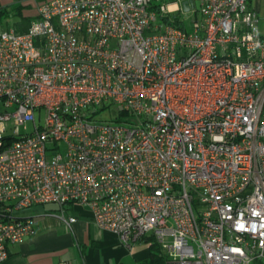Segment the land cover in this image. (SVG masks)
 <instances>
[{"label": "built area", "instance_id": "2783aa9c", "mask_svg": "<svg viewBox=\"0 0 264 264\" xmlns=\"http://www.w3.org/2000/svg\"><path fill=\"white\" fill-rule=\"evenodd\" d=\"M249 1L191 0L186 28L169 23L180 3L46 0L26 31H0V264L34 234L16 212L51 203L68 227L75 204L125 246L150 238L168 264H264Z\"/></svg>", "mask_w": 264, "mask_h": 264}, {"label": "crops", "instance_id": "0c3cea01", "mask_svg": "<svg viewBox=\"0 0 264 264\" xmlns=\"http://www.w3.org/2000/svg\"><path fill=\"white\" fill-rule=\"evenodd\" d=\"M182 1L166 4L174 10ZM249 5L260 20L264 19V0H250ZM21 17H26V8ZM59 212V206L52 204L16 212L33 221L34 234L21 243L8 245V256L2 264H168L150 238L125 246L116 234L96 226L86 207H63L64 217L75 218L70 227L57 216ZM154 253L161 259H153Z\"/></svg>", "mask_w": 264, "mask_h": 264}, {"label": "rangeland", "instance_id": "374dc122", "mask_svg": "<svg viewBox=\"0 0 264 264\" xmlns=\"http://www.w3.org/2000/svg\"><path fill=\"white\" fill-rule=\"evenodd\" d=\"M46 0H0V31L7 29H18L19 25L22 24L21 11L26 8V17H30L32 21V16L35 13L37 6ZM178 0H160V3H170L177 2ZM196 9L199 8L197 2L193 3ZM194 9H189L188 11H176L169 14V23L171 25H177L184 27H189L190 21L195 18ZM259 27L261 31H264V19L260 20ZM106 111H104L103 119L113 118L114 113L110 112L106 117ZM44 114H41V120L43 119ZM37 120L38 116L35 115ZM30 129L31 124L28 123ZM52 204V203H51ZM56 205V204H52ZM166 260V258L164 257Z\"/></svg>", "mask_w": 264, "mask_h": 264}, {"label": "trees", "instance_id": "16d2710c", "mask_svg": "<svg viewBox=\"0 0 264 264\" xmlns=\"http://www.w3.org/2000/svg\"><path fill=\"white\" fill-rule=\"evenodd\" d=\"M21 19H22V24H21V26H19V29H20V31H26L27 30V28H28V26H29V24H30V20H31V18L30 17H21ZM153 246L155 247H158L155 243H153ZM153 259H155V260H158V259H161V257H160V255L158 256V254H156V253H154V258Z\"/></svg>", "mask_w": 264, "mask_h": 264}, {"label": "water", "instance_id": "95a60500", "mask_svg": "<svg viewBox=\"0 0 264 264\" xmlns=\"http://www.w3.org/2000/svg\"><path fill=\"white\" fill-rule=\"evenodd\" d=\"M188 4H191V0L190 1L184 0V1L180 2L182 11H188L189 10L190 7Z\"/></svg>", "mask_w": 264, "mask_h": 264}]
</instances>
